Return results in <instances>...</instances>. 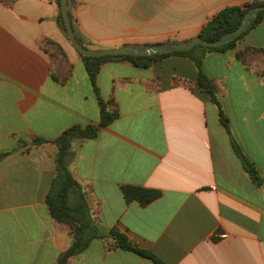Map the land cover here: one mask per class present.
I'll return each mask as SVG.
<instances>
[{"label": "crops", "instance_id": "obj_1", "mask_svg": "<svg viewBox=\"0 0 264 264\" xmlns=\"http://www.w3.org/2000/svg\"><path fill=\"white\" fill-rule=\"evenodd\" d=\"M254 1L264 0H70L68 11L77 36L99 50L183 42L223 8ZM57 14L49 0L0 2V264H57L72 242L70 227L52 220L44 203L55 176L52 141L74 125H97L99 107ZM44 41L64 56L51 58ZM247 47L264 50V18L232 50L207 54L201 71L219 89L252 176L190 60L102 65L98 95L118 118L74 146L69 161L102 233L116 230L164 264H264V74L255 73L262 63L246 68L236 59ZM66 72L62 83L51 77ZM35 138L46 142L32 145ZM124 186L160 197L145 207L126 203ZM68 264L153 263L106 237Z\"/></svg>", "mask_w": 264, "mask_h": 264}, {"label": "trees", "instance_id": "obj_2", "mask_svg": "<svg viewBox=\"0 0 264 264\" xmlns=\"http://www.w3.org/2000/svg\"><path fill=\"white\" fill-rule=\"evenodd\" d=\"M16 0H0L5 6H11ZM53 2L58 9L56 22L58 27L66 36L63 30V22L59 10L60 0H49ZM70 1V0H68ZM264 6V1H254L244 4L241 7H225L216 13L206 24L201 28L197 37L207 42H213L219 39L223 34L233 31L237 28L241 18L248 9ZM71 22V27L78 43L85 49H89L83 40L79 38L73 27V18L68 11ZM264 18V12H260L254 24L246 30L241 36L229 44L219 48H203L195 47L188 52H178L170 55H160L154 57H128V56H103V57H83L79 55L88 79L93 88L94 94L98 101L99 107V122L97 125L79 126L74 125L64 130L52 143L56 146L57 152L55 155V176L50 182L49 190L44 198V203L48 209L49 215L58 224L67 225L71 229L72 242L70 247L60 253L57 259V264H68V260L84 251L91 240L104 239L109 237L114 242V247L137 255L142 259L149 260L153 264H164L152 252L138 248L122 233L111 230L109 233H102L94 224L90 209L87 203L86 194L82 191L81 185L73 177L69 170V161L73 156L74 146L80 145L86 140H94L98 137L99 132L111 124L118 118V110L116 105L110 101L105 104L98 95L96 87V76L98 75L102 65L108 62H127L134 68L147 69L152 61L165 59L169 57H182L190 60L197 70V86L209 97L210 102L216 107L218 114V123L224 129L229 137L230 145L234 154L240 161L242 168L250 173L253 168L248 163L240 146L232 138L230 133L229 121L224 115L219 99V89L216 83L206 78L202 71L201 65L207 54L219 53L232 50L236 44L241 41L253 28H255ZM54 49V53H50V57L64 56L60 48L50 41H44L43 50L48 52L49 49ZM236 59L240 61L246 68H250L251 61L262 63V68L255 70L256 74H264V50L261 48L247 47L236 53ZM68 72L63 74H51L54 81L58 83L64 82ZM46 141L35 138L32 145H41ZM256 177L253 176L252 179ZM121 194L126 203L135 202L140 207H145L160 197V192L157 190L144 189L140 187L124 186L121 187Z\"/></svg>", "mask_w": 264, "mask_h": 264}, {"label": "water", "instance_id": "obj_3", "mask_svg": "<svg viewBox=\"0 0 264 264\" xmlns=\"http://www.w3.org/2000/svg\"><path fill=\"white\" fill-rule=\"evenodd\" d=\"M68 0H60L59 10L63 22V30L66 33V37L74 48V50L83 57H103V56H128V57H154L160 55H170L178 52H188L195 47L203 48H219L229 44L230 42L241 36L246 30L251 28L254 24L257 15L260 12H264V6L254 7L248 9L240 20L239 25L233 31L223 34L219 39L213 42H207L199 37H194L183 42L173 43L166 42L155 45L147 46H124L114 49H99L90 50L82 47L75 38L73 33L70 18L68 15L69 8ZM250 173L249 176H252Z\"/></svg>", "mask_w": 264, "mask_h": 264}]
</instances>
